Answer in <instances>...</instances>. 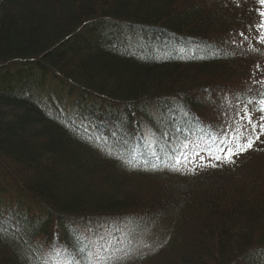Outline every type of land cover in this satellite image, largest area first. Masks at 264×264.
I'll use <instances>...</instances> for the list:
<instances>
[{
  "label": "trees",
  "instance_id": "1",
  "mask_svg": "<svg viewBox=\"0 0 264 264\" xmlns=\"http://www.w3.org/2000/svg\"><path fill=\"white\" fill-rule=\"evenodd\" d=\"M238 3L0 0V264H264V136L212 159L261 115Z\"/></svg>",
  "mask_w": 264,
  "mask_h": 264
},
{
  "label": "snow or ice",
  "instance_id": "2",
  "mask_svg": "<svg viewBox=\"0 0 264 264\" xmlns=\"http://www.w3.org/2000/svg\"><path fill=\"white\" fill-rule=\"evenodd\" d=\"M258 4L261 5L259 9H257L258 15L260 20L258 23L249 26V31L252 28H255L258 35L255 36V39L258 43L264 44V0H257ZM237 6H239L237 0ZM239 36L243 38L240 44L237 47H242L243 42L248 40V37L245 36L243 32L239 33ZM232 44L236 45V41H231ZM248 50L251 51H259L252 47L251 42L249 41V48ZM259 68V65H257ZM255 75V73H253ZM254 84H261L264 86V79L262 80H253ZM251 90V89H249ZM254 101L249 99L247 104H245L243 109V114L241 115L240 112H237L234 117L231 118L230 122L226 123V127L229 129L228 132H225L223 129L221 130V136H227L228 139V146L226 148L221 147L219 149L220 154L214 155L212 159L216 161H223L225 163H234L233 157L239 156L240 154L248 151L249 149L253 148V145L260 140L261 136H264V91L260 92V99L259 101L255 102L256 106L254 111L259 112L261 115L259 116V122L253 120V112L248 110V105L253 104ZM227 115V114H226ZM191 145V142H189ZM193 151L191 155L199 156V146H192ZM183 148V146H182ZM210 151V149H209ZM157 159H161V157L157 156ZM191 160V156L187 154L185 151L181 150L179 155L173 156V164L170 165V170L172 171H179V165L182 162H188ZM126 163H131V161H126ZM215 166V165H212ZM153 169L157 168V165H152ZM146 247H150L149 245H145ZM103 250V246H101ZM81 253L85 252L84 248L80 249ZM96 255L99 259L98 253H93L91 250L86 254V258L89 260V264H91V257Z\"/></svg>",
  "mask_w": 264,
  "mask_h": 264
}]
</instances>
